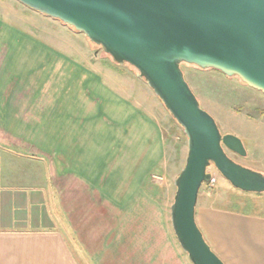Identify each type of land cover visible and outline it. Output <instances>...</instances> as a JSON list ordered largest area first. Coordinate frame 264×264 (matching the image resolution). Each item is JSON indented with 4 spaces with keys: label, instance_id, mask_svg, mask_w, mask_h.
<instances>
[{
    "label": "crops",
    "instance_id": "1",
    "mask_svg": "<svg viewBox=\"0 0 264 264\" xmlns=\"http://www.w3.org/2000/svg\"><path fill=\"white\" fill-rule=\"evenodd\" d=\"M5 11L11 13L0 10V264H119L129 256L135 264L177 262L170 233L157 234L148 220L163 210L149 177L172 159L169 112L145 80L121 65L95 66L74 48L42 47ZM46 62L67 76L45 83L51 97L27 77ZM199 196L196 224L223 262L264 264V215L214 206V192ZM126 215L135 219L123 223Z\"/></svg>",
    "mask_w": 264,
    "mask_h": 264
},
{
    "label": "water",
    "instance_id": "2",
    "mask_svg": "<svg viewBox=\"0 0 264 264\" xmlns=\"http://www.w3.org/2000/svg\"><path fill=\"white\" fill-rule=\"evenodd\" d=\"M82 32L113 61L133 66L186 137L173 179L169 219L191 264H225L195 221L199 188L212 164L235 188L264 192V174L226 153L246 154L239 137L222 134L184 79L180 63L237 76L264 94V0H18Z\"/></svg>",
    "mask_w": 264,
    "mask_h": 264
},
{
    "label": "rangeland",
    "instance_id": "3",
    "mask_svg": "<svg viewBox=\"0 0 264 264\" xmlns=\"http://www.w3.org/2000/svg\"><path fill=\"white\" fill-rule=\"evenodd\" d=\"M4 8L5 10L9 8L11 12H4L6 20L12 26H21L27 33L36 37L38 45L64 50H67L66 48H74L81 55L87 54V57L83 55V58H85L83 61L89 58L85 63L94 64L95 66L109 64L116 68L121 65L123 72H130L133 79L141 80V78L136 77L137 70L133 66L127 63H116L99 45L92 44L82 32L75 30L60 20L29 8L18 0H0V10H4ZM14 16L18 17L21 22H18V18ZM66 56L77 63H81L82 61L79 56L69 53ZM63 69V67H56L55 62H46L35 75L36 77L33 76L35 72H30L28 69L27 77L28 79L30 77L38 79L39 85L41 84L42 90H44V95L51 97L50 86L46 87L44 85L45 83L48 84L51 78H55L57 82L67 80ZM180 69L182 70L184 79L196 96L200 107L214 118L220 132L222 134L231 133L241 139L246 154L241 156L226 149L228 156L234 161L264 174V94L246 85L237 76H226L213 68H200L194 64L181 62ZM169 118L172 119L173 125L171 129L172 159L166 170L159 172V176L152 174L149 177L155 186V195L157 196L156 200L158 203L156 206L163 210L156 211L154 209L148 216V220L156 226L155 232L157 234L170 233L171 245L169 247L171 248L172 255L177 260L176 262L171 259L172 264H191L186 253L181 249L176 240L169 219L168 202H172L175 191L173 179L184 164L187 150L186 137L181 126L172 116ZM179 140L181 141V145L178 144ZM175 145H178V147ZM175 149H177L178 153L177 158L174 160L173 151ZM207 171L212 174L215 181L213 184H209L208 182L201 184L199 188L200 201L205 192H214L216 195L214 206L225 205L224 207L237 210L242 208L243 210L245 202H248L246 201L248 198L249 202L256 204V208L253 209L255 213L260 214L264 210V192H261L260 195H256L253 192L244 193V191L233 187L213 165L208 166ZM225 196H227V199H222ZM127 202L129 203L128 206H132L131 200H127ZM151 209L153 208L151 207ZM132 219L131 216L126 215L123 216L122 222L129 223ZM174 247L178 250V254L176 255ZM212 251L214 250L212 249ZM119 264H135V262L129 256L127 261H122Z\"/></svg>",
    "mask_w": 264,
    "mask_h": 264
},
{
    "label": "trees",
    "instance_id": "4",
    "mask_svg": "<svg viewBox=\"0 0 264 264\" xmlns=\"http://www.w3.org/2000/svg\"><path fill=\"white\" fill-rule=\"evenodd\" d=\"M72 27V26H71ZM90 41V40H89ZM92 44H95V43H93L92 41H90ZM210 165H212V164H210ZM244 193H250V192H244ZM254 194H256V195H260L261 194V192H259V193H255V192H253ZM246 201H248V202H245V204H244V211L245 212H250V211H252L251 209H255L256 208V204H254L253 202H249L250 200L247 198L246 199ZM261 214H263L264 215V212H261L260 213V215ZM198 226V225H197ZM200 229V228H199ZM202 232V231H201ZM202 235H203V233H202ZM203 237H204V235H203ZM204 239H205V237H204ZM206 240V239H205ZM207 242V241H206ZM208 243V242H207Z\"/></svg>",
    "mask_w": 264,
    "mask_h": 264
},
{
    "label": "built area",
    "instance_id": "5",
    "mask_svg": "<svg viewBox=\"0 0 264 264\" xmlns=\"http://www.w3.org/2000/svg\"><path fill=\"white\" fill-rule=\"evenodd\" d=\"M214 181H215V179H214V177L211 175V177H210L208 183H209V184H213Z\"/></svg>",
    "mask_w": 264,
    "mask_h": 264
}]
</instances>
